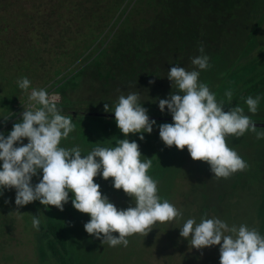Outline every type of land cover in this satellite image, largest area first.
Wrapping results in <instances>:
<instances>
[{
	"label": "trees",
	"instance_id": "16d2710c",
	"mask_svg": "<svg viewBox=\"0 0 264 264\" xmlns=\"http://www.w3.org/2000/svg\"><path fill=\"white\" fill-rule=\"evenodd\" d=\"M260 4V0H0V133L7 137L13 124L20 122L21 115L12 111L33 88L39 90L52 84L51 88L62 98L57 108L70 119L71 115H83L86 111L98 113L99 110L92 109L88 103L80 113L74 110L66 88L88 77L105 89L112 85L123 86L129 81L140 84L152 81L157 89L164 88V82L172 83L167 79L168 74L161 75L159 69L184 67L191 58L201 55L198 51L201 44L210 67L200 72L199 82L210 87L216 79L221 92L223 87H230L227 83L231 85L243 69L237 65L246 53L242 48L248 46L264 18L262 13L258 22L252 24ZM141 13L143 17L134 19ZM185 15L188 17L184 18ZM195 20L205 27H193ZM234 57L238 59L235 61ZM207 75L211 79H206ZM22 77L31 82L28 90L18 87L17 81ZM236 87L228 102L232 107L264 89V67ZM109 109L114 111V106ZM89 113L86 117H90ZM81 117L85 118L77 119ZM173 147H165L157 161ZM203 185L200 188L195 184L187 197L181 194L184 210L180 212L197 224L202 218L219 219L223 212L236 217L235 210L243 197L236 182L226 188L219 195L217 205L209 209ZM14 190L4 189L0 195V238L11 215ZM254 198L253 215L246 226L264 236V189L257 197L254 193ZM206 208L212 211V217L208 216ZM224 222L229 227L242 225L237 221ZM65 230L62 222L40 223L37 231L43 243L38 246L41 262L47 257V246L58 264H78V258L72 259L69 255L70 239Z\"/></svg>",
	"mask_w": 264,
	"mask_h": 264
},
{
	"label": "clouds",
	"instance_id": "9594fccd",
	"mask_svg": "<svg viewBox=\"0 0 264 264\" xmlns=\"http://www.w3.org/2000/svg\"><path fill=\"white\" fill-rule=\"evenodd\" d=\"M198 51L201 55L191 58V63L205 70L210 67L209 57L203 54L202 44ZM199 76L200 71H186L179 66L168 70L171 86L174 84L182 94L170 93L168 98L159 100L161 113L167 108L172 118V123L158 126L159 138L166 147L175 146L177 150L186 147L193 161L207 162L215 178L227 179L248 165L228 147L226 137L239 138L249 130L256 132V125L240 106L224 111L225 101L218 102L207 84L199 82ZM17 84L28 90L31 82L22 77ZM224 95L230 103L232 90H226ZM260 99V96L246 98L250 113H257ZM139 100L138 92L120 95L114 111L105 103L103 110L114 113L116 126L125 138L116 140L114 147L97 146L82 156L78 146L71 149L59 146L74 131L72 120L61 114L46 90L33 88L20 122L13 124L7 137L0 133V195L4 189H15L17 208L39 201L47 206L45 209L54 206L63 211L71 192L73 208L90 216L84 224L86 233L110 247H127L126 237L146 236L157 222L180 217L182 213L174 205L161 201L158 182L147 174L152 160L142 161L137 142L127 139L129 134L139 133V139L144 140L143 133L151 134L156 124L155 120H149L148 110ZM256 136L264 138V132H257ZM24 138L27 144H23ZM38 171L42 172V178L33 185L32 178ZM97 175L104 180L112 178L113 188L122 189L134 198L135 206L118 210L101 194L100 185L94 183ZM40 223L33 215V228L39 230ZM180 237H191V247L197 250L219 245V264H264V236L243 224L229 227L217 218H202L197 224L190 218L180 228Z\"/></svg>",
	"mask_w": 264,
	"mask_h": 264
},
{
	"label": "rangeland",
	"instance_id": "374dc122",
	"mask_svg": "<svg viewBox=\"0 0 264 264\" xmlns=\"http://www.w3.org/2000/svg\"><path fill=\"white\" fill-rule=\"evenodd\" d=\"M260 1L262 4L255 11L256 13L254 12L256 16L253 18L252 24L257 23L258 17L264 13V0ZM143 16L144 14L141 13L138 16H134V19L137 20ZM187 17L188 15H185L184 18ZM191 25L200 29L205 27L197 20L193 21ZM237 44H240V42H237ZM242 49H245L246 53L238 61L237 65L243 67V69H240L239 75L232 80L231 85L227 83V86L230 87H223L221 92L218 91L216 86L218 80L216 79H213V83L209 87L210 91L216 94L218 102L221 100L225 101L224 111L232 108L224 95L225 91L232 90L233 92L237 88L238 83L253 74L257 69L264 67V18L254 37L249 39L248 46ZM233 59L236 61L238 57ZM183 68L186 71L198 70L203 72L192 65L191 61L186 62ZM158 72L163 76L168 74L167 69L162 70L160 68ZM206 79L211 78L207 75ZM170 83L172 82L170 81ZM164 84V88L157 89L156 83L153 82L140 84L136 81H129L123 86L116 85L113 87L112 85L105 89L88 77L76 81L75 86L72 88L67 87L66 91L67 98L72 102L74 110L80 113L88 103L91 104L88 106L92 109L99 110L98 113L94 114H114L103 110L105 103L109 104V106H115L120 95L126 96L131 92H138L140 95L139 103L148 110V117L164 120H155L156 124L153 125L151 134L143 133L144 140L141 141L139 139V133L129 134L127 139L130 142H137L142 161L146 159L152 160L147 174L158 182L157 194L161 201L167 200L179 211L184 210L181 204V194L185 193L184 195L187 197L189 190L195 184L200 188L205 184L203 192L207 195L206 206L209 209L212 206H216L219 195L230 187L233 182H236L238 191L243 195L239 207L235 210L236 217L228 216L230 214L223 212L219 219L222 221L227 220L228 222L237 221L244 225L248 224L253 215L254 193H256L257 197L261 190L264 189V138L257 139L256 136L257 132H264V128H256V132L249 130L239 138L235 136L226 137L228 147L234 149L248 165L245 170L237 171L227 179L215 178L207 162L193 161L186 147L183 150H177L174 146L162 159L157 161L158 155L166 147L159 138L158 126L163 123H172L169 120L172 118L167 108L161 113L158 102L160 99L168 98L170 93L182 94L177 91L175 86L168 85V82H164ZM51 85L49 84L42 89L46 90L50 99L56 101V105H58L61 103L62 98L54 91V88H51ZM110 87H113V90H110ZM30 92L31 90L16 103L15 109L12 111L13 114L21 115L24 111L23 106L28 104ZM256 96L261 97L256 114L248 111L245 104L246 99L241 100L239 106L244 109V114L248 115L254 123H264V89L252 97L255 98ZM86 113L89 112L86 111ZM86 113L84 112L83 115H71L72 123L76 122L74 131L69 133L66 139L60 141V147L71 149L78 146L81 150V155L84 156L97 146L114 147L116 140L125 138L117 128L115 118L100 120L97 115H91V113L87 115L90 117H86ZM79 116H85V118L77 119ZM79 119L82 120L79 121ZM27 142V138H24L23 144H27ZM40 178H42V172L38 173L31 181L32 184L38 183ZM242 182L245 183L241 185ZM94 183L100 185L99 191L101 194L106 196L109 202L113 203L118 210L135 206L134 198L129 197L122 189L113 188L112 178L104 180L100 175H97L94 178ZM72 196L73 194L69 192V201L64 205L63 211H59L54 206H48L45 209L47 206L41 205L39 201L17 208L14 190L10 202L11 215L0 238V264H58L57 260L50 254L47 246H45L47 257L45 261H40L38 246L43 243L39 237V232L32 226L33 214H37L42 223L54 220L64 224L65 232L68 239H70L69 255L72 259L76 256L78 264H219V245L197 250L191 247V237L188 239L180 237V228L190 219L183 212H181L182 215L180 217L173 221L157 222L146 236L134 234L126 237L129 241L127 247L123 245L110 247L107 243L102 244L100 239L86 233L84 224L90 220V216L73 208L71 203ZM186 197L185 200H188ZM207 208L206 213L212 217V211L210 212ZM221 209L219 208V210ZM185 211L188 212V210ZM113 235L118 236V233H113Z\"/></svg>",
	"mask_w": 264,
	"mask_h": 264
},
{
	"label": "water",
	"instance_id": "95a60500",
	"mask_svg": "<svg viewBox=\"0 0 264 264\" xmlns=\"http://www.w3.org/2000/svg\"><path fill=\"white\" fill-rule=\"evenodd\" d=\"M91 115H97L99 117H106V118H114V114H91ZM149 120H164V119H158V118H149ZM172 121V119H169ZM256 128H264V123H255Z\"/></svg>",
	"mask_w": 264,
	"mask_h": 264
}]
</instances>
